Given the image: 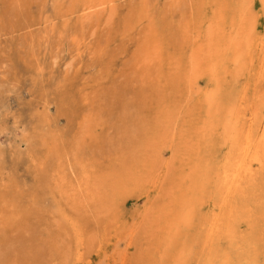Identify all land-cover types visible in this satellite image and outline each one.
Segmentation results:
<instances>
[{"label":"rangeland","instance_id":"rangeland-1","mask_svg":"<svg viewBox=\"0 0 264 264\" xmlns=\"http://www.w3.org/2000/svg\"><path fill=\"white\" fill-rule=\"evenodd\" d=\"M0 264H264V0H0Z\"/></svg>","mask_w":264,"mask_h":264}]
</instances>
